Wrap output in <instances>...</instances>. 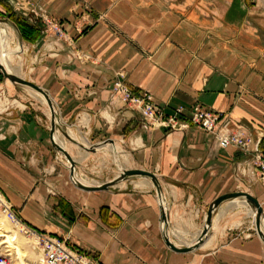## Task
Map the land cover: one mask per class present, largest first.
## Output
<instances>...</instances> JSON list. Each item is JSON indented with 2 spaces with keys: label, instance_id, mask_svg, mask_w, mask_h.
Returning <instances> with one entry per match:
<instances>
[{
  "label": "crops",
  "instance_id": "obj_1",
  "mask_svg": "<svg viewBox=\"0 0 264 264\" xmlns=\"http://www.w3.org/2000/svg\"><path fill=\"white\" fill-rule=\"evenodd\" d=\"M0 13L31 52L28 80L50 94L61 119L87 129L94 145L130 149L138 170L158 176L177 246L198 240L220 196L248 192L264 210L255 152L222 148L191 123L185 130L177 123V131L168 123L175 110L183 109L185 121L202 105L241 123L251 149L264 156L263 12L246 0H0ZM18 23L38 29V39L25 40ZM117 81L136 96L150 95L161 121L147 122L114 97ZM5 89L14 91L0 74ZM0 103V194L26 226L69 237L100 264H264V245L243 227L252 212L241 201L218 209L205 245L174 253L164 244L158 194L148 180L124 191L60 188L47 178L50 127L31 106Z\"/></svg>",
  "mask_w": 264,
  "mask_h": 264
},
{
  "label": "rangeland",
  "instance_id": "obj_2",
  "mask_svg": "<svg viewBox=\"0 0 264 264\" xmlns=\"http://www.w3.org/2000/svg\"><path fill=\"white\" fill-rule=\"evenodd\" d=\"M246 2H247V6L249 8L254 9L255 12L256 10H258L264 13V0H246ZM2 15L3 13L0 14V20H2L0 22V27L7 28L12 34L14 39L13 43L8 48V51L13 53L10 61L12 62V65L15 67L21 66L22 77L28 80V75H27L28 67H29L28 62L31 56V52L27 48H25V46H23L22 39L17 29L9 22L8 16L5 15L2 16ZM44 25L47 29H50L54 34L61 36L55 33L52 26L48 25L46 22L44 23ZM0 74L2 78H4L1 72ZM4 82L6 86H9L10 88H14L12 94L7 93L6 89L0 91V97L1 99H5V104L7 103L11 104L12 102H14V104L16 103V104L31 106L32 108L35 109L37 113L38 121L43 126L49 128L50 112L47 104L45 102H42L39 98H37V96L35 95L36 93H34L33 91L23 87L14 86L5 78H4ZM0 105L2 104L0 103ZM59 117H60V126L62 130L64 132H68V134L71 132L74 136L73 138L75 139V141H71L68 138H66L61 132L58 131L60 139L64 141L66 144V147L68 149L67 151L72 155L74 160H76L77 162L76 172L80 179L84 178L88 180L90 182L88 184L91 185H100L103 183H107L118 177L121 174L122 170L139 169L138 161H134V156L133 154H131V150L125 147L116 145L119 148L118 153L111 152L105 146L102 148L97 147L96 151H91V149L90 150L85 149V147L91 148V146L94 145L91 143L88 130L83 129L82 127H77L76 121L70 124V123H66L63 119H61L60 114ZM82 140L86 141L87 144L85 145L82 142ZM48 146L52 149L53 158H52V166L51 168H49L50 171L47 174V178L51 176L55 178V182L53 183H56L60 188H63L65 185L74 187L69 179L68 161L65 159V157L62 154L58 153L52 148L51 143H49ZM125 155H128V163H125L123 161V156ZM141 180L143 179L140 178L128 179L127 181L120 183L118 185L119 187L116 186L117 188L116 187H114V189L112 188V190L124 191L126 184L130 182H137V181L139 182ZM50 189L52 190L51 187ZM52 193L59 195V193H56L54 191H52ZM244 207H246V205H244ZM247 207L250 209L249 206ZM0 225L2 228H5L7 231H14L15 233H17L19 238L18 243L20 244V246L25 251H27L31 256L38 257L43 260L40 251L35 247L34 239L29 238L25 234V232H23L24 229L23 226H19V227L14 226L11 222L6 220L5 217L2 216L1 214H0ZM243 227H249L250 231L258 238L256 234L254 218L252 215L251 218L247 220V223L243 225ZM0 254H2V247H0ZM9 259L12 262V264H17V262H15L13 258L9 257Z\"/></svg>",
  "mask_w": 264,
  "mask_h": 264
},
{
  "label": "built area",
  "instance_id": "obj_3",
  "mask_svg": "<svg viewBox=\"0 0 264 264\" xmlns=\"http://www.w3.org/2000/svg\"><path fill=\"white\" fill-rule=\"evenodd\" d=\"M45 22L52 26L55 33L62 35L61 28L54 22L45 19ZM114 97L127 102L137 108L147 122H160L162 111H159L153 102V98L144 93L140 96L134 95L131 88L123 82L117 81L114 84ZM183 109L175 110L168 123L175 129V125H180L181 130L189 128L190 123L197 126L207 134L213 135L214 139L222 148L235 147L250 155L255 152V163H257L260 174L257 180L264 183V156L258 151L251 149L252 138L248 136L246 129L239 122H234L227 114L211 112L202 107L195 105L193 114L190 119L180 121L183 115ZM177 131V130H176ZM0 214L4 216L14 226H23V232L34 239L35 247L40 251L44 264H100L98 260L86 252H82L70 245V238L59 239L55 236L36 231L23 224L13 210L11 204L0 194ZM0 264H12L9 258L0 254Z\"/></svg>",
  "mask_w": 264,
  "mask_h": 264
},
{
  "label": "water",
  "instance_id": "obj_4",
  "mask_svg": "<svg viewBox=\"0 0 264 264\" xmlns=\"http://www.w3.org/2000/svg\"><path fill=\"white\" fill-rule=\"evenodd\" d=\"M2 20H0L1 22ZM2 45L0 43V72L2 73L3 77L7 79L12 85L17 87H23L33 91L34 93L40 95L44 98L50 112V131H49V138L52 148L57 151L58 153L62 154L65 159L69 163V179L72 185L83 192L86 193H97V192H108L110 189L118 186L120 183L127 181L128 179L132 178H142L148 180L153 187L155 188L158 194V201H159V208H160V215H161V223H162V238L164 241L165 246L174 253L178 254H186L191 253L199 248H201L205 243L208 241L213 226V219L218 211V209L226 202H231L235 200H239L245 205L250 207L251 212L254 213V223L256 227V234L259 240L264 244V210L260 204V202L250 193L247 192H235L220 196L214 202H212L208 208L205 221L203 224V229L200 234L198 240L192 244L191 246L183 247L177 246L169 237L168 233V223H169V212L166 208L165 201L162 197L163 191L162 186L160 183V179L155 174L145 171V170H122L121 174L116 177L115 179L103 183L100 185H91L88 183L83 182L77 175V162L74 160L72 155L63 148L58 142H56V135L61 132L66 138L71 141H75L70 137L68 132H64L60 126V117L56 109V105L50 94L43 89L42 87L36 85L35 83L31 82L30 80H26L23 77H20L16 74H13L8 71L6 66L2 60ZM100 148L101 145H94L91 148H85L87 150L96 151V149Z\"/></svg>",
  "mask_w": 264,
  "mask_h": 264
},
{
  "label": "bare ground",
  "instance_id": "obj_5",
  "mask_svg": "<svg viewBox=\"0 0 264 264\" xmlns=\"http://www.w3.org/2000/svg\"><path fill=\"white\" fill-rule=\"evenodd\" d=\"M13 40L14 39H13L12 34L6 28H1L0 27V43H1L2 49H3V51H2L3 63L6 66V68L8 69L9 72L22 77L21 66L15 67V66L12 65V62L10 61L11 56H12L13 53L9 52L8 48L13 43ZM35 95L42 102H45L43 97H41V96H39L37 94H35ZM69 135H70L71 138L74 137L71 132L69 133ZM56 142H58L63 148L68 150L67 147H66L65 142L60 139L58 133L56 135ZM82 142L84 144H87L86 141L82 140ZM104 146L108 150H110L111 152L118 153V149L119 148H116V145H109L108 144V145H104ZM104 146H101L100 148H102ZM85 148H87V147H85ZM123 161L125 163H128V155L123 156ZM81 180L83 182H85V183H90L88 180H86L84 178H82ZM142 184H146V182L139 184V186H141ZM241 205H243V204L241 203ZM246 208H247V206H246ZM250 214L253 216V218H255V215H254L253 212L250 213ZM18 241H19V238H18L17 233H15L14 231H7L5 228H2L1 225H0V247H2V254L1 255L6 256L7 258H9V257L13 258V260L15 262H17V264H44V260H42V259H40L38 257L31 256L27 251H25L20 246ZM7 253H9V254H7Z\"/></svg>",
  "mask_w": 264,
  "mask_h": 264
},
{
  "label": "trees",
  "instance_id": "obj_6",
  "mask_svg": "<svg viewBox=\"0 0 264 264\" xmlns=\"http://www.w3.org/2000/svg\"><path fill=\"white\" fill-rule=\"evenodd\" d=\"M18 28L21 32L22 37L25 40H35L38 39L39 37V33H38L39 30L33 26H29L28 24L18 23Z\"/></svg>",
  "mask_w": 264,
  "mask_h": 264
}]
</instances>
